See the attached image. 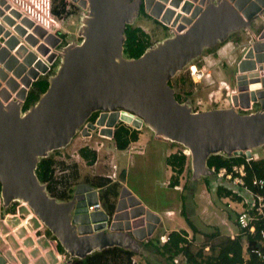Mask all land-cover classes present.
<instances>
[{
	"label": "water",
	"instance_id": "95a60500",
	"mask_svg": "<svg viewBox=\"0 0 264 264\" xmlns=\"http://www.w3.org/2000/svg\"><path fill=\"white\" fill-rule=\"evenodd\" d=\"M75 1L81 5L88 2V16L81 32L83 40L65 46L55 74L49 77L48 89L23 113L22 105L15 102L4 105L0 101V196L4 208L12 201L26 203L71 257L84 258L116 246L141 253L139 241L152 235L160 222L157 214L145 211L143 206L137 207L140 202L134 198L129 199L130 206L137 208L119 214L125 206L118 201L114 221L124 219L126 223L113 222L106 232L105 216L97 220L96 214L89 218L85 212L90 200H97L93 187L78 184L71 200L57 201L37 179V163L50 151L67 146L83 124L91 130L105 125L107 128H102L100 134L110 137L111 127L120 121L135 127L143 123L155 136L185 146L191 156L192 178L212 174L206 166L211 154H244L251 159L252 150L264 146V111L241 114L232 108H215L193 112L188 103L175 99L168 81L205 48L246 27L249 22L243 21L242 16L250 20L261 12V6L253 11L242 10L240 0L233 4L230 0L211 2L186 33L165 38L147 48L140 57L130 59L122 53L125 26L132 24L142 2L149 10L150 0ZM150 14L157 17L156 12ZM23 23L32 26L26 19ZM1 30L0 27V33ZM15 30L25 35L21 26ZM33 33L40 38L45 34L39 27L33 28ZM52 38L48 35L44 41L53 47L58 40ZM25 40L32 46L37 42L31 35L25 36ZM15 43L14 39L10 40V47ZM47 49L44 44L37 46L43 55ZM6 53L4 50L0 54V61ZM52 59L53 55L48 61ZM7 85L12 91L16 89L15 85ZM8 97L7 90L1 89L0 98L4 101ZM96 111L99 116L95 124L88 122ZM82 134L89 132L84 130ZM143 214L144 218L134 219ZM129 218L133 220L128 222ZM139 225L145 226L146 235L138 234ZM123 228L133 230L125 234L121 232ZM0 264H5L2 256Z\"/></svg>",
	"mask_w": 264,
	"mask_h": 264
},
{
	"label": "rangeland",
	"instance_id": "374dc122",
	"mask_svg": "<svg viewBox=\"0 0 264 264\" xmlns=\"http://www.w3.org/2000/svg\"><path fill=\"white\" fill-rule=\"evenodd\" d=\"M66 1L69 3L68 13L63 15V18H61L63 22H60L61 24L58 27L62 43L55 48V51L59 52H61L60 47L65 48L73 42L75 44L81 43L83 40L81 34L83 21L88 16V2L81 5L79 1ZM142 8V11L137 14L132 23L140 26L148 34L152 46L165 38L172 37L169 30L147 12L145 3ZM261 28H264V9L248 23L247 27H241L232 32L230 36L228 35L227 39L230 42L216 48L215 53L210 52V54L206 53L204 56H198L196 62L211 72L210 79L215 82L222 77L225 80L227 79L226 81L230 85L234 84V78H231L232 72H230L234 69L232 61H236L237 57L242 54V49L247 45L251 34L257 35ZM61 57L56 60L57 63L54 65L53 73L57 69ZM178 74L180 73H176L169 80L174 86V92L180 95V103H188L193 112L224 108L223 97L213 92L216 87L209 79L192 86L191 94L186 95L185 87L184 89L179 85L175 87ZM45 77L47 76H39L37 80ZM33 89L37 94L36 85ZM209 92H213L212 99L208 97ZM239 113L245 114L247 112L239 111ZM101 141L105 142L104 146L109 142L94 133L92 137L88 138L82 137L77 132V135L71 138L70 143L60 149L61 153L56 158L59 160L64 159L68 163H76L79 173L78 183L83 182L85 177L93 176L96 173V168L99 173H107L113 164L117 165V170L124 168L126 172V179L123 182L124 188L133 193L148 209L159 214L161 218L156 230L147 240L156 239L160 234L167 235L169 232L180 228L187 230L189 239L192 237V230L181 213L182 196L187 198L185 201L186 212L190 220L199 229L198 240L194 242V247L201 246L205 242V233L216 229L219 231V235L212 241H218L224 236H230L233 239L240 233L239 227L229 220L228 213L229 211L233 213L242 212L244 210L243 205L227 198H223L216 203L212 193L207 189L204 179L207 177L211 180L212 188L216 182H221L235 191L238 190L239 183L236 186L222 179L219 181L216 179L217 176L212 174L192 178L191 156L185 150L186 162L183 172L178 176L179 184L177 187L169 185L171 176L176 175H174L172 168L167 165L166 157L170 153L185 147L182 144L155 136L154 131L145 124L139 130L138 140L130 143L131 148L130 150L127 148V152H117L114 155L110 151L109 143V146H107L109 151L104 150V147H100ZM85 145L98 149L97 152L101 155L97 163L89 165L77 154V149ZM69 154L70 157H67ZM252 155L256 159H264V146L253 149ZM240 193L245 195L247 200L251 199L244 190H240ZM13 202L8 204L7 208H4L3 199L0 197L1 253L5 254L10 264H54L55 256L51 250L53 239L46 233L47 227L26 203ZM12 204L15 207V213H12ZM223 204H227L226 207L228 208H225ZM7 210H9V213H6ZM145 242L144 240L140 242L139 248ZM139 252L146 253L145 256L137 255V260H135L140 264H147L148 262L151 264H167L164 257L151 250L145 251L141 247ZM177 260V264H181L183 261L180 258H177Z\"/></svg>",
	"mask_w": 264,
	"mask_h": 264
},
{
	"label": "trees",
	"instance_id": "16d2710c",
	"mask_svg": "<svg viewBox=\"0 0 264 264\" xmlns=\"http://www.w3.org/2000/svg\"><path fill=\"white\" fill-rule=\"evenodd\" d=\"M67 7L68 4L66 0H52L51 11L55 15H60L62 13L67 14ZM142 7L143 5L140 6L139 13L142 11ZM156 21L158 22V20ZM124 35L125 40L123 43L122 53L126 58H138L147 48L153 45L148 34L140 26L133 25V23L126 24ZM62 36H64V34H62ZM227 41H229V39H226L223 42H218L212 47L205 48L203 54L210 52L214 53L216 48L224 45ZM183 71L184 70L178 72L180 74H178V78L176 80L177 84L175 87L178 85L183 89L185 87L186 95H190L193 82L188 74ZM48 79L49 77L47 76L33 82L21 107L22 113L34 105L39 99V96H41L48 89ZM34 85H36V88L38 89L37 94L34 92ZM168 85L171 88L174 87L170 80L168 81ZM188 87H190V89H188ZM174 96L180 103L181 99L179 93L174 92ZM97 116L98 112H93L88 118V122L94 123ZM138 137V130L133 129L130 131L128 127L121 122L116 125L113 132V147L115 151L124 153L130 143L137 141ZM60 149L61 148L54 149L45 157H40L35 168V174L39 182L45 185V189L50 197L55 198L57 201H68L73 196L74 186L78 184L77 179L79 173L75 162L68 163L64 159L59 160L56 158V156L61 153ZM185 149L187 148L183 147L178 151L170 153L166 157L167 165L172 168L174 175H176L171 176L169 181V185L172 187L178 186V176L184 170L186 162V154L184 153ZM76 152L85 161V163H88L89 165H93L97 162V159L100 158V155L97 154L94 149H91L86 145L78 148ZM67 157H70V154ZM241 164L244 165L245 171V175L242 177L244 186L236 185L238 189L237 191L232 190V188H229L221 182H216L215 186L212 188L210 184L211 180L207 177L204 181L207 189L212 193L216 203L223 198H227L233 202L241 203L245 211L253 214L254 210L251 207V202L257 204V196L261 197L264 202V190H260L252 184L253 178H264V159L252 158L247 160L244 154L241 156H227L224 153L211 154L206 159L207 168L210 170L214 167L212 175L215 176L216 172L221 168H225L226 171L229 172L232 170L233 166H239ZM125 177L126 172L125 169L122 168L119 170L118 180L116 181H112L104 172H97L93 176L85 177L82 183L98 188L100 201L107 211L112 212L120 192L121 182L125 180ZM234 177H239L238 173H235ZM216 179L219 181L221 180V178L218 177ZM226 182L233 184L232 181ZM239 189L248 193L251 199L247 200L245 195L240 193ZM186 199L187 198L185 196H182L183 203L181 213L192 230V237L189 239L187 230L180 228L169 232L166 235L167 238L165 241H161V236H163V234H160L156 239L151 238L149 240H145L146 242L141 244L142 249L145 251L151 250L152 252L164 257L167 264H177V258L183 260L181 264H264V260H261L253 251L254 249H260L264 252V239L261 238L259 234L260 228L264 226V208L262 210V214L257 215V219L251 222L255 228L254 232H250L248 229H241L237 222L238 213L229 211L228 218L232 223L239 227L240 233L233 239L230 236H224L218 241H212L219 235V231L216 229L205 233V242H203L201 246L194 247V242L198 240L197 234L199 233V229L194 225V223H192L186 212ZM13 203H15V201ZM11 206L12 213H15V207L13 204ZM223 206L228 208L226 207L227 204H223ZM7 211L8 212L6 213H9V210ZM46 233L51 236L53 240H56L49 229H46ZM57 250L59 253L68 254L58 241ZM135 254L136 253L133 251L121 247H109L88 254L84 258L74 257L71 260V264H133L132 257L135 256ZM140 255L145 256L146 253L143 252ZM147 264L151 263L148 262Z\"/></svg>",
	"mask_w": 264,
	"mask_h": 264
},
{
	"label": "built area",
	"instance_id": "2783aa9c",
	"mask_svg": "<svg viewBox=\"0 0 264 264\" xmlns=\"http://www.w3.org/2000/svg\"><path fill=\"white\" fill-rule=\"evenodd\" d=\"M0 1H2L0 4V11L2 12L0 15V27L2 28L0 33V54H2L4 50L7 51L2 61H0V90L6 89L9 94V97L6 100L3 101L0 98V101L4 105L10 104L11 102L23 105L27 92L29 91L33 82L37 80L39 76L50 77L54 74V65L57 63L56 60L61 57L62 51L64 49V47H60L59 50H61V52L55 51L56 46L62 43L61 33L58 31V27L61 24L60 22H63L61 18H63L65 13L55 15L51 11L52 0ZM214 1L216 0H150V7H148L149 10L147 12H156V20L160 21L162 25H164L169 30L171 36H177L186 33L196 23L210 3ZM67 4L69 6L68 2ZM263 9L264 7L261 6V11ZM259 14L260 12L256 13L253 18ZM24 19H26L32 25L31 28L27 27L23 23ZM6 20L12 21V24L10 25ZM16 26H21L25 31V35H19L15 30ZM35 27H39L44 31L45 34L43 37H37V35L33 33V28ZM28 35H31L37 39L35 46L30 45L25 40V36ZM48 35H52L53 40H58L55 46L52 47L44 41V38ZM12 39L16 41L13 48H11L9 44V41ZM228 42L230 41H227L226 43ZM40 44H44L48 48L45 55L41 54L37 50V46ZM205 54L206 53H202L201 55L204 56ZM51 55H53V59L52 61H48ZM27 61H30V63L28 64ZM232 63L234 66V69L230 71L232 72L231 78H234V84L232 85L226 81L227 79L225 80L222 77L216 82L210 79L211 72L200 66L198 62H196V59L192 60L183 70L187 72L188 76L193 82V86L199 84L205 79H209L210 82L216 87L213 92L218 93L221 97H223L224 108H232L237 112L242 111L247 112L248 114L263 112L264 96H260V93L264 92V28H261L259 34L257 35L251 34V38L248 40L247 45L242 49V54L237 57L236 61L233 60ZM7 84L12 85V87L15 85L16 89L12 91ZM213 92L208 93L209 99H212ZM234 98H236V101H234ZM244 104H247V106L245 107ZM117 124L118 122H116L111 127L112 136ZM125 125L130 131L133 129L139 131L143 123H141L140 127H135L132 124ZM81 128L78 132L82 137H92V132L87 127V124H83V127ZM102 128L107 127L105 125L103 127L97 126V134L101 138L112 140V136L109 137L100 134V130ZM84 130L86 132L89 131V135L84 136L82 134ZM104 145L105 142L101 141L100 147L105 148ZM130 148L131 146L128 147L129 150ZM95 151L97 152L98 149H95ZM247 160L249 159L247 158ZM111 168L112 169H110L108 177L112 181H116L118 180L117 165L113 164ZM210 171L213 173L214 167H212ZM235 173H238L239 177H234ZM244 175L245 171L243 164L239 166H233L232 170L229 172H227L225 168H221L216 172V176L218 178H221L225 181H232L235 185L239 183L241 186H244L242 180ZM252 184L256 188L264 190V178H253ZM123 189L124 186L122 187L121 191ZM95 191L97 200L95 202L90 200L91 203L87 204L85 208V212L89 218H91L92 214H96L94 219L97 220L100 217V219H102L103 216H105V230L107 231H110L109 227L113 222L124 225V223H126V220L124 219L120 221H114V217L118 212L114 210L111 213H108L103 208L102 203L98 198L99 189L98 191ZM130 198H134L135 201L137 199L128 190L124 192L123 196L119 195L118 201L121 202V206H125V208L119 211V213L124 214L125 212H130L131 209L141 206L144 207L145 211L147 210L140 200V204H138L137 207L130 206ZM257 199V204L251 202V207L254 210L253 214L243 210L242 212L238 213V216L236 215L238 226L241 229H248L250 232H254L255 228L251 222L257 219V215L262 214V210L264 208V202L262 201V198L257 196ZM144 217L145 214L134 219ZM132 220L133 219L129 218L127 221L130 222ZM90 223L91 225L94 224V222ZM107 223L109 224L108 226ZM144 227L145 226L142 225L137 227L136 230L142 232H138L139 235L143 233L145 234ZM132 230L133 229L127 230L123 228L121 232L131 233ZM259 234L260 237L264 239V226L260 228ZM149 237L150 236L146 235L145 239L147 240ZM166 238V235L161 236L162 241H165ZM52 243L51 250L55 256L54 264H71L72 257L68 254H62L58 252L56 240H53ZM253 251L261 260H264V252H262L260 249H254ZM3 259L5 260V264H8L4 257ZM176 262H178V260H176ZM132 263L136 264L134 260H132Z\"/></svg>",
	"mask_w": 264,
	"mask_h": 264
},
{
	"label": "crops",
	"instance_id": "0c3cea01",
	"mask_svg": "<svg viewBox=\"0 0 264 264\" xmlns=\"http://www.w3.org/2000/svg\"><path fill=\"white\" fill-rule=\"evenodd\" d=\"M247 5H248V4H247ZM254 16H255V15H253V17H254ZM253 17H252L250 20H248V22H250L252 19H255V18H253ZM259 32H260V31H259ZM231 33H232V32H231ZM252 34H254V33H252ZM258 34H259V33H258ZM254 35H256V34H254ZM226 39H227V38H226ZM226 39H225V40H226ZM108 141H109V142L106 143L107 145L105 146L104 150H106V151L108 150V151H109V149H107V146L110 145V151L114 153V152H115L114 147H113L114 144H113L112 140H108ZM108 143H109V145H108ZM126 152H127V150H126ZM97 154L101 155V154L98 153V152H97ZM252 158L256 159V157H253V155H252ZM252 158H251V159H252ZM98 161H99V158H98L97 162H98ZM97 162H96V163H97ZM119 170H120V168L118 169V173H119ZM102 173H103V172H102ZM125 179H126V177H125ZM124 181H125V180H124ZM124 181L121 182L122 185H121V187H120L119 195H120V193H121V189H122V187H123V182H124ZM81 183H82V182H81ZM81 183H78V184H81ZM78 184H76L74 187L76 188V186H77ZM82 184H85V183H82ZM86 185H88V184H86ZM44 186H45V185H44ZM75 188H74V192H75ZM93 189H95V188H93ZM95 190L98 191V189H95ZM132 194H133V193H132ZM119 195H118V197H117V200H116V204H115L114 210L116 209V205H117L118 200H119ZM133 195H134V194H133ZM134 196H135V195H134ZM73 197H74V193H73L72 198H73ZM135 197H136V196H135ZM72 198H71V199H72ZM98 198H99V195H98ZM136 198H137V197H136ZM137 199H138V198H137ZM69 200H70V199H69ZM99 200H100V199H99ZM138 200H139V199H138ZM12 202H13V201H12ZM101 203H102V202H101ZM142 204H143V203H142ZM143 205H144V204H143ZM102 206H103V204H102ZM103 208L105 209L104 206H103ZM105 210H106V209H105ZM114 210H113V211H114ZM148 210H150V209H148ZM106 211H107V210H106ZM150 211H151V210H150ZM107 212H108V213H111V212H109V211H107ZM151 212H153V211H151ZM167 212H170V213H171L172 211H167ZM153 213L157 214L156 212H153ZM119 214H122V213H119ZM157 215L159 216V214H157ZM99 217H100V216H99ZM96 218H97V217H96ZM100 218H101V217H100ZM100 218H99V219H100ZM159 218H160V216H159ZM160 220H161V218H160ZM108 223H109V222H108ZM108 223H107V226L109 225ZM117 224H118V223H117ZM158 224H159V223H158ZM158 224H157V225H158ZM157 225H156V227H155V230H156V228H157ZM104 230H105V229H104ZM155 230H154V231H155ZM105 231L108 232L107 230H105ZM123 233H124V232H123ZM153 233H154V232H153ZM153 233H152V234H153ZM125 234H130V233H125ZM143 240H144V239H143ZM143 240H140L139 243L142 242ZM145 240H146V239H145ZM145 240H144V241H145ZM139 250H140V248H139ZM0 253H1V249H0ZM142 253H143V252H142ZM140 254H141V253H136L135 256L132 257V260H134L136 264H140L139 262L136 261V260H137V255H140ZM1 256L4 257V258L6 259V261H7L8 264H10L9 261L7 260V257H5V254L3 255V254L1 253ZM72 258H74V257H72ZM135 259H136V260H135ZM48 264H49V263H48Z\"/></svg>",
	"mask_w": 264,
	"mask_h": 264
},
{
	"label": "bare ground",
	"instance_id": "6f19581e",
	"mask_svg": "<svg viewBox=\"0 0 264 264\" xmlns=\"http://www.w3.org/2000/svg\"><path fill=\"white\" fill-rule=\"evenodd\" d=\"M227 1H229V0H227ZM230 3L231 4L237 3V0H230ZM239 5L242 8V10H245V9H247V10L253 9V11H254L255 9L257 10L260 6L264 7V0H240ZM239 14L242 16V11H240ZM242 20L243 21H246V19H244L243 16H242ZM13 105L14 106H17V105H15V103H13Z\"/></svg>",
	"mask_w": 264,
	"mask_h": 264
},
{
	"label": "clouds",
	"instance_id": "9594fccd",
	"mask_svg": "<svg viewBox=\"0 0 264 264\" xmlns=\"http://www.w3.org/2000/svg\"><path fill=\"white\" fill-rule=\"evenodd\" d=\"M143 4H144V2H142L141 5H143ZM141 5H140V6H141ZM261 12H262V11H261ZM245 114H248V113H245ZM92 123H93V122H92ZM119 123H121V121L118 122V124H119ZM123 123H124V122H123ZM93 124H94V123H93ZM118 124H117V125H118ZM124 124H126V123H124ZM89 130L92 132V136H93V133H94L96 136L100 137V136L97 134V127H96L94 130H91V129H89ZM88 132H89V131H88ZM76 135H77V134H76ZM76 135H75V136H76ZM86 136H87V135H86ZM112 137H113V136H112ZM94 150H95V149H94ZM185 150L188 151L187 149H185ZM185 150H184V151H185ZM184 153H185V152H184ZM185 154H186V153H185ZM187 154H188V153H187ZM110 169H111V168H110ZM109 172H110V170H109L106 174L108 175ZM89 186H90V185H89ZM93 188H94V187H93ZM0 197H1V196H0ZM70 200H71V199H70Z\"/></svg>",
	"mask_w": 264,
	"mask_h": 264
},
{
	"label": "flooded vegetation",
	"instance_id": "af4514ba",
	"mask_svg": "<svg viewBox=\"0 0 264 264\" xmlns=\"http://www.w3.org/2000/svg\"><path fill=\"white\" fill-rule=\"evenodd\" d=\"M256 110V109H255ZM241 114H243V113H241ZM117 153V151H115L114 152V155ZM98 171H97V168H96V173H97ZM145 206V205H144ZM146 207V206H145ZM146 209L148 210V208L146 207ZM141 248V247H140Z\"/></svg>",
	"mask_w": 264,
	"mask_h": 264
}]
</instances>
